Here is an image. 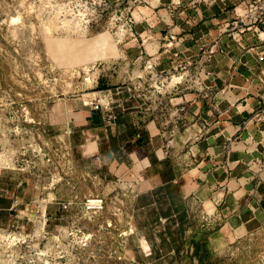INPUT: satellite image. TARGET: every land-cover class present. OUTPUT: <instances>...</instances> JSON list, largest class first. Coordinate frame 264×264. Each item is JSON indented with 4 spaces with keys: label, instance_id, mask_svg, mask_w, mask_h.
Returning <instances> with one entry per match:
<instances>
[{
    "label": "rangeland",
    "instance_id": "rangeland-1",
    "mask_svg": "<svg viewBox=\"0 0 264 264\" xmlns=\"http://www.w3.org/2000/svg\"><path fill=\"white\" fill-rule=\"evenodd\" d=\"M129 3L0 0V264H264V220L243 233L218 229L211 186L194 181V168L182 228L163 230L152 219L163 193L129 161L93 160L91 132L125 111L140 115L139 126L154 118L172 173L192 166L191 141L202 128L194 106L180 110L178 100L196 90L209 96L198 72L209 48L195 63L152 71L131 57ZM91 198L100 206L87 207Z\"/></svg>",
    "mask_w": 264,
    "mask_h": 264
},
{
    "label": "crops",
    "instance_id": "crops-1",
    "mask_svg": "<svg viewBox=\"0 0 264 264\" xmlns=\"http://www.w3.org/2000/svg\"><path fill=\"white\" fill-rule=\"evenodd\" d=\"M129 1L133 33L126 38L135 45L131 57L150 63L152 71H169L181 60L195 63L200 51L210 47L198 71L209 96L203 98L196 90L191 101L181 94L178 100L180 110L194 106V119L202 120V128L191 141L192 166L172 173L170 159L155 143L160 133L156 134L154 118L147 115L139 126L140 115L132 118L125 111L113 122L96 129L91 125L95 129L90 137L96 151L93 160L106 165L114 159L123 166L129 161L138 175L145 176L151 191H161L163 206L153 211L152 219H162L163 230L182 228L184 198L194 190L185 188L190 186L187 180L192 177L187 176L192 168L194 181L211 186L208 204L222 222L218 229L233 233L253 229L264 220V26L233 30L229 24L238 0H125ZM124 89L117 96L122 108L128 107L123 103ZM73 108H65L68 119ZM137 138L140 145L123 148ZM177 182L179 193L172 191ZM151 203L141 201V205Z\"/></svg>",
    "mask_w": 264,
    "mask_h": 264
},
{
    "label": "built area",
    "instance_id": "built-area-1",
    "mask_svg": "<svg viewBox=\"0 0 264 264\" xmlns=\"http://www.w3.org/2000/svg\"><path fill=\"white\" fill-rule=\"evenodd\" d=\"M229 26L233 30L242 31L251 28L258 30L264 26V0H241L238 8L235 9L234 17L230 20ZM210 50V47L209 49ZM94 202H87V207L95 208L100 206L101 200L97 198Z\"/></svg>",
    "mask_w": 264,
    "mask_h": 264
},
{
    "label": "trees",
    "instance_id": "trees-1",
    "mask_svg": "<svg viewBox=\"0 0 264 264\" xmlns=\"http://www.w3.org/2000/svg\"><path fill=\"white\" fill-rule=\"evenodd\" d=\"M136 141H138V138L134 142H136Z\"/></svg>",
    "mask_w": 264,
    "mask_h": 264
},
{
    "label": "bare ground",
    "instance_id": "bare-ground-1",
    "mask_svg": "<svg viewBox=\"0 0 264 264\" xmlns=\"http://www.w3.org/2000/svg\"><path fill=\"white\" fill-rule=\"evenodd\" d=\"M89 201V200H88Z\"/></svg>",
    "mask_w": 264,
    "mask_h": 264
}]
</instances>
